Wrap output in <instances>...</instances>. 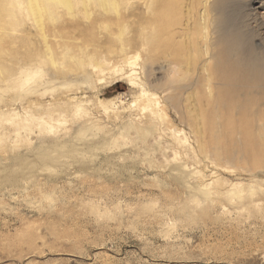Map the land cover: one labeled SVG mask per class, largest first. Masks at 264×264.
Returning <instances> with one entry per match:
<instances>
[{
  "label": "rangeland",
  "instance_id": "1",
  "mask_svg": "<svg viewBox=\"0 0 264 264\" xmlns=\"http://www.w3.org/2000/svg\"><path fill=\"white\" fill-rule=\"evenodd\" d=\"M116 1L0 0V264H264V107L208 93L212 0H179L177 35L204 27L181 95L157 0ZM92 29L103 70L69 54Z\"/></svg>",
  "mask_w": 264,
  "mask_h": 264
},
{
  "label": "bare ground",
  "instance_id": "2",
  "mask_svg": "<svg viewBox=\"0 0 264 264\" xmlns=\"http://www.w3.org/2000/svg\"><path fill=\"white\" fill-rule=\"evenodd\" d=\"M57 1L72 11L71 0ZM97 1L107 12L112 10L111 6L115 11H120V3L116 0ZM227 1L212 0L210 3L211 22L206 44L210 58L208 93L212 97H219L220 106L227 111H233L240 118L252 115L258 117L264 107V0H240L235 5H231V2ZM84 5L88 9L90 4L84 2ZM233 11L236 14L235 20L231 14ZM184 12L179 0L155 1L154 13L163 18L162 24L157 21V30L162 32V28L165 27L169 30L166 48L167 50L171 49L170 55L172 56L167 65L160 64L156 70L158 73H167L172 89L177 92V95L186 93L189 86L199 82L198 80L185 79L178 83V78L180 70L188 63V54L196 47L195 41L204 28L203 25L195 21L192 26L185 24L184 27L183 25L181 34L177 35L180 32L175 29L179 22L175 19ZM97 36V33H94L92 29L90 40L93 42H89L92 48L87 49L85 45H82L79 48L81 57L75 55L77 53L74 51L71 52L72 54L69 52L71 57L76 60V67L81 69L83 58H89L91 63L95 62V67L100 66V69L103 70L104 64L100 63L99 58H103L102 54L105 52L104 46L107 44V40ZM80 43L84 44L85 41ZM108 43H110L109 39ZM162 48L163 45L158 40L156 49L161 50ZM85 53H89V55H85ZM94 72L82 69L81 73L77 72V74L70 75L69 70L60 73L67 77L78 76L90 79L91 73ZM131 83L134 84V81L131 80ZM143 94H145V90ZM260 142V139H254V143H258V145Z\"/></svg>",
  "mask_w": 264,
  "mask_h": 264
}]
</instances>
